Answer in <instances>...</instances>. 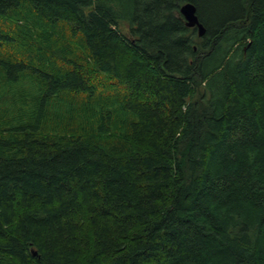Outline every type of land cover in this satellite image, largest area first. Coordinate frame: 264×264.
<instances>
[{"label": "trees", "instance_id": "16d2710c", "mask_svg": "<svg viewBox=\"0 0 264 264\" xmlns=\"http://www.w3.org/2000/svg\"><path fill=\"white\" fill-rule=\"evenodd\" d=\"M0 264H264V0H0Z\"/></svg>", "mask_w": 264, "mask_h": 264}, {"label": "water", "instance_id": "95a60500", "mask_svg": "<svg viewBox=\"0 0 264 264\" xmlns=\"http://www.w3.org/2000/svg\"><path fill=\"white\" fill-rule=\"evenodd\" d=\"M179 12L184 19L186 26L196 27L198 36L202 37L205 33V28L198 20L196 7L192 3L188 2L181 5Z\"/></svg>", "mask_w": 264, "mask_h": 264}, {"label": "bare ground", "instance_id": "6f19581e", "mask_svg": "<svg viewBox=\"0 0 264 264\" xmlns=\"http://www.w3.org/2000/svg\"><path fill=\"white\" fill-rule=\"evenodd\" d=\"M188 3V2H187ZM185 4V3H184ZM194 5V4H193Z\"/></svg>", "mask_w": 264, "mask_h": 264}]
</instances>
